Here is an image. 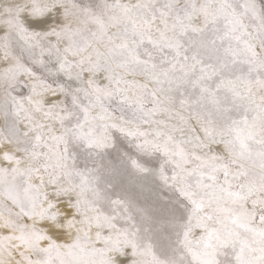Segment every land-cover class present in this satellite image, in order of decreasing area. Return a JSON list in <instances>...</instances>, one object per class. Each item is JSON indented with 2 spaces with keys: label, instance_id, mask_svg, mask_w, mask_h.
Returning a JSON list of instances; mask_svg holds the SVG:
<instances>
[{
  "label": "snow or ice",
  "instance_id": "1",
  "mask_svg": "<svg viewBox=\"0 0 264 264\" xmlns=\"http://www.w3.org/2000/svg\"><path fill=\"white\" fill-rule=\"evenodd\" d=\"M0 264H264V0H0Z\"/></svg>",
  "mask_w": 264,
  "mask_h": 264
}]
</instances>
